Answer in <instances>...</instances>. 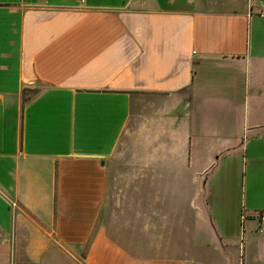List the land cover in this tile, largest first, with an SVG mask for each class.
I'll list each match as a JSON object with an SVG mask.
<instances>
[{
	"label": "crops",
	"instance_id": "0c3cea01",
	"mask_svg": "<svg viewBox=\"0 0 264 264\" xmlns=\"http://www.w3.org/2000/svg\"><path fill=\"white\" fill-rule=\"evenodd\" d=\"M235 148L263 182L264 0H0V264H252Z\"/></svg>",
	"mask_w": 264,
	"mask_h": 264
},
{
	"label": "rangeland",
	"instance_id": "374dc122",
	"mask_svg": "<svg viewBox=\"0 0 264 264\" xmlns=\"http://www.w3.org/2000/svg\"><path fill=\"white\" fill-rule=\"evenodd\" d=\"M245 131L240 133V137L242 139L245 138ZM239 137V138H240ZM228 159L231 160V165L233 167L234 175H232V180L228 182L222 183V186L226 185L229 187L231 192H234L236 197L239 200L244 199V203L247 205L248 203H255L260 206V203L264 199V181L255 180L251 178L250 180L245 178L243 179V170H244V161L240 160V149L235 148L234 152L228 156ZM222 161V159H220ZM245 181V183H244ZM220 188V187H219ZM258 208V207H255ZM251 210V209H249ZM251 222L249 223V226ZM246 227L248 225H245ZM245 227V229H246ZM216 228V227H215ZM240 229V226H239ZM212 234H217L214 227H212ZM241 232V231H240ZM211 234L212 241L216 240V236ZM263 233H257L252 230L249 237H246V234L243 235L242 241L244 243V251H242L245 259H250L252 264H264V243L261 241L263 237ZM215 236V237H214ZM239 238H236V243L239 242Z\"/></svg>",
	"mask_w": 264,
	"mask_h": 264
},
{
	"label": "built area",
	"instance_id": "2783aa9c",
	"mask_svg": "<svg viewBox=\"0 0 264 264\" xmlns=\"http://www.w3.org/2000/svg\"><path fill=\"white\" fill-rule=\"evenodd\" d=\"M244 218V215H242ZM255 217V231H261L262 227L264 226V206L257 211H254Z\"/></svg>",
	"mask_w": 264,
	"mask_h": 264
}]
</instances>
